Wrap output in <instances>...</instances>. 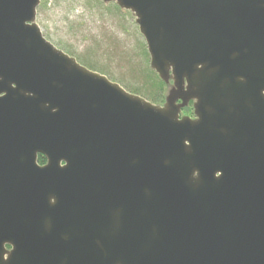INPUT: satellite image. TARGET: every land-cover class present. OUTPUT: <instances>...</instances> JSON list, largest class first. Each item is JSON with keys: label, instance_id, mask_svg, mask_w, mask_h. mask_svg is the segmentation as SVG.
I'll use <instances>...</instances> for the list:
<instances>
[{"label": "water", "instance_id": "water-1", "mask_svg": "<svg viewBox=\"0 0 264 264\" xmlns=\"http://www.w3.org/2000/svg\"><path fill=\"white\" fill-rule=\"evenodd\" d=\"M41 1L0 0V264H264V0H101L161 105L47 40Z\"/></svg>", "mask_w": 264, "mask_h": 264}, {"label": "rangeland", "instance_id": "rangeland-1", "mask_svg": "<svg viewBox=\"0 0 264 264\" xmlns=\"http://www.w3.org/2000/svg\"><path fill=\"white\" fill-rule=\"evenodd\" d=\"M135 20L131 10L101 0H42L35 18L42 35L79 63L126 90L153 95L150 58ZM169 87L162 88L163 98Z\"/></svg>", "mask_w": 264, "mask_h": 264}, {"label": "trees", "instance_id": "trees-1", "mask_svg": "<svg viewBox=\"0 0 264 264\" xmlns=\"http://www.w3.org/2000/svg\"><path fill=\"white\" fill-rule=\"evenodd\" d=\"M149 72L152 73L150 75H152L153 80H154V81H151L152 82L151 85L154 88V94L153 95H151L150 93L145 95V94L139 93V91L137 92L135 90H130V89L128 91L135 93V94H138V95H141L142 97L151 101L152 103H161L164 99L161 91H162V88L164 87L165 83L158 77V75L155 73V71L151 70ZM147 75H149V74H147Z\"/></svg>", "mask_w": 264, "mask_h": 264}, {"label": "flooded vegetation", "instance_id": "flooded-vegetation-1", "mask_svg": "<svg viewBox=\"0 0 264 264\" xmlns=\"http://www.w3.org/2000/svg\"><path fill=\"white\" fill-rule=\"evenodd\" d=\"M184 111H187L188 113H186ZM183 113H185V114H183ZM181 116H188V117H191V118L195 117L194 110H193V101L192 100H190L188 102V104L181 109L180 117ZM46 163H47L46 157L43 154L38 153L37 154V159H36L37 166H44ZM61 165H64V162H61ZM52 201L53 200L50 199V202H52ZM6 247H7V249H11V246L9 244H6Z\"/></svg>", "mask_w": 264, "mask_h": 264}]
</instances>
